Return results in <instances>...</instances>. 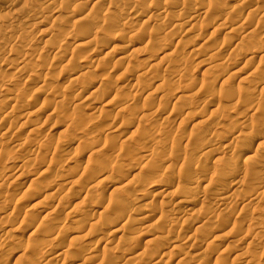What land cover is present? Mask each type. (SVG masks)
<instances>
[{
  "label": "rangeland",
  "instance_id": "rangeland-1",
  "mask_svg": "<svg viewBox=\"0 0 264 264\" xmlns=\"http://www.w3.org/2000/svg\"><path fill=\"white\" fill-rule=\"evenodd\" d=\"M15 1L0 0V264H264V0Z\"/></svg>",
  "mask_w": 264,
  "mask_h": 264
},
{
  "label": "bare ground",
  "instance_id": "bare-ground-1",
  "mask_svg": "<svg viewBox=\"0 0 264 264\" xmlns=\"http://www.w3.org/2000/svg\"><path fill=\"white\" fill-rule=\"evenodd\" d=\"M16 1H17V0H16ZM16 1H15V2H16ZM19 1H20V0H19ZM48 1H49V0H48ZM51 1L53 2L54 0H51ZM51 1H49V2H51ZM55 1H56V0H55ZM63 1H64V2H67V0H66V1L63 0ZM63 1H62L61 3H63ZM74 1H75V0H74ZM44 2H45V0H43V3H42L43 5H41V6H43V7H45V5H47V4L44 5ZM49 2H47V3L49 4ZM56 2H57V1H56ZM56 2H55V3H56ZM84 2H85V0H84ZM243 2H244V1H243ZM256 2H257V0H256ZM12 3H13V2H12ZM55 3H54L53 5L56 6ZM61 3H59V4H61ZM78 3H80V2H78ZM81 3H82V2H81ZM258 3H259V2H258ZM9 4H11V2H10ZM13 4H14V3H13ZM13 4H12V5H13ZM57 4H58V3H57ZM87 4H88V3H87ZM12 5H11V7H12ZM14 5H15V4H14ZM49 5H50V4H49ZM62 5H63V4H62ZM65 5H66V4H65ZM76 5H77V4H76ZM78 5H79V4H78ZM257 5H258V4H257ZM51 6H52V4H51ZM58 6H59V5H58ZM73 6H74V5H73ZM197 6H199V5H197ZM201 6H202V5H201ZM201 6H200V7H201ZM8 7H9V6H7V8H8ZM98 7H99V6H98ZM117 7H119V6H117ZM124 7H125V6H124ZM2 8H3V7H2ZM13 8H14V7H13ZM52 8L55 9L54 7H52ZM52 8H51V9H52ZM56 8H57V7H56ZM68 8H69V7H68ZM233 8H234V7H233ZM252 8H253V7H252ZM255 8H256V7H255ZM255 8H253V10H254ZM11 9H12V8H11ZM41 9L43 10V8H41ZM48 9L50 10V7H49ZM119 9H123V6L120 7ZM197 9H198V8H197ZM5 10H6V9H5ZM124 10H125V9H124ZM8 11H10V10H8ZM38 11H39V10H38ZM43 11H46V8H45V10H43ZM176 11H177V10H176ZM176 11H175V12H176ZM194 11H195V10H194ZM207 11H208V10H206V12H207ZM10 12H11V11H10ZM46 12H47V11H46ZM48 12H49V11H48ZM50 12H51V11H50ZM55 12H56V10H55ZM120 12H121V11H120ZM175 12H174V13H175ZM185 12H186V11H185ZM192 12H193V11H192ZM200 12H201V11H200ZM203 12H205V11H203ZM12 13H13V12H12ZM38 13H40V12H38ZM53 13H54V10H53ZM172 13H173V12H172ZM186 13H187V12H186ZM186 13H185V14H186ZM193 13H194V12H193ZM208 13H209V12H208ZM226 13H227V12H226ZM233 13H234V12H233ZM43 14H44V13H43ZM183 14H184V13H183ZM185 14H184V15H185ZM188 14H189V13H188ZM200 14H201V13H200ZM203 14H205V13H203ZM203 14H202V15H203ZM238 14H239V13H238ZM39 15H40V14H39ZM39 15H38V17H39ZM49 15H50V14H49ZM57 15H58V14H57ZM71 15H72V14H71ZM88 15H90V14H88ZM167 15H168V14H166V16H167ZM196 15H197V14H196ZM228 15H229V16H227V17L224 16V17H225L226 19H227L228 17H230V12L228 13ZM36 16H37V13H36ZM91 16H92V15H90V17H91ZM193 16H194V15H193ZM217 16L221 19L220 15H216L215 18H216L217 20H218ZM26 17H27V16H26ZM40 17H41V15H40ZM86 17H87V16H86ZM88 17H89V16H88ZM88 17H87V18H88ZM90 17H89V19L93 22V19L90 18ZM95 17H96V16H95ZM162 17H164V15H163ZM179 17H180V16H179ZM186 17H187V16H186ZM44 18H45V17H44ZM157 18H158V17H157ZM203 18H204V17H203ZM215 18H214V19H215ZM247 18H248V17H247ZM247 18H246V19H247ZM27 19H28V18H27ZM27 19H26V20H27ZM41 19H42V18H41ZM97 19H98V18H97ZM147 19H148V18H147ZM173 19H174V18H173ZM175 19H176V18H175ZM183 19H184V18H183ZM216 19H215V20H216ZM229 19L231 20V18H229ZM22 20H23V19H22ZM94 20H96V19L94 18ZM168 20H169V18H168ZM168 20H167V22H168ZM177 20H178V19H177ZM177 20H176V21H177ZM179 20H181V18H180ZM191 20H192V19H191ZM210 20H211V19H210ZM217 20H216V22H217ZM24 21H25V20H24ZM39 21H40V20H38V22H39ZM41 21H42V20H41ZM54 21H56V20H54ZM162 21H164V20L162 19ZM176 21H175V22H176ZM218 21H219V20H218ZM220 21H221V20H220ZM222 21H223V20H222ZM222 21H221V23H222ZM115 22H116V21H115ZM184 22H185V21H184ZM198 22H199V21H198ZM201 22H202V21H201ZM228 22H229V21H228ZM246 22H247V21H246ZM258 22H259V21H258ZM39 23H40V22H39ZM141 23H142V22H141ZM162 23H163V22H162ZM162 23H161V25H160V23H159V25L162 26ZM164 23H165V21H164ZM164 23H163V24H164ZM192 23H193V22H191V24H192ZM202 23H203V22H202ZM229 23H230V22H229ZM229 23H228V25H232V24H233V23H231V24H229ZM40 24H41V23H40ZM167 24H169V23H167ZM182 24H183V23H182ZM182 24H181V26L179 25L181 28H183V27H182ZM195 24H196V22H195ZM219 24H220V22H219ZM141 25H142V24H141ZM220 25H221V27H222V24H220ZM6 26H7V25H6ZM100 26H101V25H100ZM168 26H169V25H168ZM185 26H186V25H185ZM215 26H216V25H215ZM217 26H219V25H217ZM223 26H224V25H223ZM226 26H227V25H226ZM247 26H248V25H247ZM18 27H19V26H18ZM97 27H98V26H97ZM172 27H173V25H172ZM192 27H193V26H192ZM207 27H208V26H207ZM228 27H229V26H228ZM232 27H233L232 32H233L234 36H236L235 34H236V33L238 34L237 30H238L240 27H239V28H236L237 26L234 27V25H233ZM232 27H231V28H232ZM241 27H243V26H241ZM16 28H17V27H16ZM167 28H168V27H167ZM173 28H176V26H174ZM173 28H172V30H173ZM177 28H178V25H177ZM177 28H176V29H177ZM187 29H188V28H187ZM224 29H225V28H224ZM235 29H237V30H235ZM244 29H245V28H244ZM9 30H10V29H9ZM160 30H161V29H160ZM177 30L179 31V28H178ZM229 30H230V29H229ZM229 30H228V31H229ZM110 31H111V30H110ZM162 31H163V29H162ZM166 31H167V30H166ZM67 32H68V31H67ZM226 32H227V31H226ZM230 32H231V31H230ZM166 33H167V32H166ZM104 34H105V33H104ZM233 34H232V36H233ZM242 34H243V33H242ZM247 34H248V33H246L245 36H247ZM248 35H249V34H248ZM237 36H238V35H237ZM237 36H236V37H237ZM108 37H109V36H108ZM240 38H241V37H240ZM249 38H251V37H248V39H249ZM229 39H230V38H229ZM231 39H232V38H231ZM246 39H247V38H246ZM107 41H108V40H107ZM226 41H228V40H226ZM242 41H245L244 38H243ZM242 41H241V42H242ZM246 41H247V40H246ZM237 42H238V41H237ZM247 42H248V41H247ZM245 43H246V42H245ZM121 44H122V43H121ZM235 44H236V43H235ZM249 44H250V43H249ZM238 45H239V44H238ZM122 46H123V45H122ZM261 46H262V45H261ZM118 47H119V46H118ZM251 47H252V46H251ZM116 49H117V48H116ZM118 49H121V47H119ZM118 49H117V50H118ZM122 50H123V49H122ZM120 51H121V50H120ZM172 51H173V50H172ZM172 51H170V52L172 53ZM217 51L219 52V50H217ZM250 51H251V50H250ZM173 52H174V51H173ZM222 52H223V51H222ZM167 54H168V53H167ZM172 54H173V53H172ZM220 54H221V53H220ZM24 55H25V54H24ZM216 55H217V53H216ZM20 56H21V55H20ZM108 56H109V55H108ZM170 56H171V54L169 55V57H170ZM213 56H214V55H212V57H213ZM166 57H168V56L166 55ZM169 57H168V58H169ZM154 58H155V57H154ZM164 59H165V58H164ZM214 59H215V58H214ZM227 59H228V58H227ZM162 60H163V59H162ZM215 60H216V59H215ZM22 61H23V60H22ZM117 61H118V63H119V60H118V59H117ZM164 61H165V60H164ZM108 62H109V61H108ZM209 62H210V61H209ZM222 62H223V61H222ZM244 62H245V61H244ZM150 64H151V66H150ZM153 64H154V63H153ZM153 64L151 63V60H147V62L145 63V66L148 65V68H147V67H146V68L149 69V68H151L152 66L155 67V64H154V65H153ZM220 64H221V63H220ZM120 65H121V64H120ZM125 65H126V64H125ZM245 65H246V64H245ZM24 66H25V65H24ZM156 66L158 67L157 64H156ZM211 66H212V65H211ZM213 66H214V65H213ZM213 66H212V67H213ZM215 66H216V65H215ZM240 66H241V65H240ZM27 67H28V66H27ZM139 67H140V66H139ZM166 67H167V66H166ZM203 67L205 68V66H203ZM144 68H145V67H144ZM164 68H165V67H164ZM170 68H171V67H170ZM178 68H179V67H178ZM180 69H181V68H180ZM145 70H146V69H145ZM149 70H150V69H149ZM171 70H173V69H171ZM171 70H170V71H171ZM175 70H176V69H175ZM20 71H21V70H20ZM89 71H90V70H89ZM257 71H258V70H257ZM146 72H148V71L146 70ZM222 72H223V71H222ZM140 73H141V71H140ZM174 73H175V72H174ZM160 74H161V73H160ZM181 75H182V74H181ZM181 75H180V76H181ZM82 76H83V75H82ZM91 76H92V75H91ZM139 76H140V75H139ZM102 79H103V78H102ZM226 80H227V79H226ZM263 81H264V80H263ZM224 82H225V81H224ZM211 83H212V85L214 84L213 82H211ZM71 84H72V83H71ZM160 84H161V83H160ZM163 85H164V84H163ZM163 85H162V86H163ZM165 85H166V84H165ZM240 85H241V84H240ZM243 87H244V86H243ZM155 89H156V88H155ZM181 89H182V88H181ZM220 89H221V88H220ZM261 90H263V89H260V91H261ZM38 91H39V89H38ZM250 91H251V90H250ZM254 91H256V90H254ZM34 92L36 93L37 91H34ZM32 93H33V92H32ZM245 93H247V92L245 91ZM55 94H56V93H55ZM79 94H80V93H79ZM80 95H81V94H80ZM186 95H187V94H186ZM46 96H48V95H46ZM78 96H79V95L77 94V97H78ZM161 98H162V97H161ZM45 99H46V98H45ZM146 99H147V98H146ZM244 99H245V98H244ZM22 100H23V99H21L20 101H22ZM24 100H25V98H24ZM49 100H50V99H49ZM4 101H6V100H4ZM12 101H13V100H12ZM15 101H16V100H14V102H15ZM26 101H27V100H26ZM112 101H113V99H112ZM17 102H18V100H17ZM17 102H16V104L19 103V102H18V103H17ZM45 102H46V101H45ZM69 102H70V101H69ZM80 103H81V102H80ZM248 103H249V102H248ZM22 104H25V102L22 103ZM24 106H25V105H24ZM69 106H70V105H69ZM237 106H238V105H237ZM247 106H248V105H247ZM249 106H250V105H249ZM25 107H26V106H25ZM225 107H226V106H225ZM245 107H246V106H245ZM77 108H78V107H77ZM123 108H124V107H123ZM258 108H259V107H258ZM249 109H250V108H249ZM118 110H119V108H118ZM118 110H117L116 112H118ZM11 111H12V110H11ZM81 111H82V110H81ZM120 111H121V108H120ZM123 111H124V109H123ZM216 112H217V111H216ZM120 113H122V112H120ZM136 113H137V112H136ZM169 113H170V112H169ZM191 113H192V112H191ZM50 114H51V113H50ZM74 114H75V113H74ZM116 114H117V113H116ZM116 114H115V115H116ZM118 114H119V112H118ZM187 114H188V113H187ZM129 115L131 116L132 114L129 113ZM5 116H7V115L5 114ZM117 116H118V115H117ZM120 116H121V115H120ZM145 116H146V115H145ZM48 117H49V116H48ZM222 117H223V116H222ZM212 118H213V117H212ZM48 119H49V118H48ZM206 119H207V118H206ZM210 119H211V118H210ZM234 120H235V119H234ZM142 121H143V120H142ZM216 121H217V120H216ZM239 122H240V121H239ZM107 123H108V122H107ZM209 123H210V122H209ZM214 123H215V121H214ZM121 124H122V123H121ZM123 124H124V123H123ZM123 124H122V125H123ZM69 125H70V124H69ZM124 125H125V124H124ZM162 125H163V124H162ZM214 125H215V124H214ZM235 125H236V124H235ZM212 126H213V125H212ZM82 127H83V126H82ZM36 128H37V127H36ZM36 128H35V129H36ZM95 128H96V127H95ZM153 128H154V127H153ZM32 129H33V131H35L34 128H32ZM32 129H31V130H32ZM116 129H117V128H116ZM123 130H124V128H123ZM153 130H154V129H153ZM33 131H30V134H33V133H34ZM115 131H116V130H115ZM117 131H118V130H117ZM120 131H122V130H120ZM28 132H29V131H28ZM123 132H124V131H123ZM123 132H122V133H123ZM229 132H230V131H229ZM36 133H37V132H36ZM238 133H239V132H238ZM91 135H92V134H91ZM175 135H176V134H175ZM238 135H239V134H238ZM115 136H116V135H115ZM118 136H120L119 133H118ZM222 137H223V136H221L220 138H222ZM254 137H255V136H254ZM59 138H60V137H59ZM72 138H73V136H72ZM92 138H93V137H92ZM107 138H108V137H107ZM113 138H114V137H113ZM66 139H67V138H66ZM111 139H112V138H111ZM252 139H253V138H252ZM258 139H259V138H257V140H258ZM260 139H262V138H260ZM113 140H114V139H113ZM113 140H112V141H113ZM254 140H255V138H254ZM28 141H29V140H28ZM92 141H93V140H92ZM152 142H153V141H152ZM208 144H209V143H208ZM210 144H211V143H210ZM143 145H144V144H143ZM154 145H155V144H154ZM260 145H261V144H260ZM140 147H141V146H140ZM260 147H261V146H260ZM63 148H64V147H63ZM67 148H68V147H66L64 150L61 149L62 152H61L60 154H61L62 156H65V154L69 153V152H67ZM104 148H105V147H104ZM175 148H176V147H175ZM217 148H219V146H218ZM242 148H243V147H242ZM249 149H250V143H246V144H245V151L247 152ZM20 150H21V148H20V149L18 148L17 151H20ZM32 150H33V149H32ZM104 150H105V149H104ZM82 151H83V150H82ZM128 152H129V151H128ZM144 152H145V155H149V154L151 153V152L148 150L147 152H150V153H149V154H146V150H145V151H142L141 148H140V150H138V149L136 150L137 155L139 154V155H138L139 158L141 157L140 155L143 154ZM132 153H133V152H132ZM16 154H17V153H16ZM19 154H20V153H19ZM28 154H29V153H28ZM118 154H119V153H118ZM205 154H206V153H205ZM61 155H60V157H61ZM133 155H135V154H133ZM138 156H136V157L138 158ZM142 156H144V154H143ZM149 156H150V155H149ZM44 157H45V156H44ZM60 157H58V158H60ZM133 157H134V156H133ZM102 158H103V157H102ZM134 158H135V157H134ZM137 158H135L136 161L139 160V158H138V160H137ZM145 158H146V157H145ZM248 158H249V157H248ZM13 159H14V158H13ZM13 159H11V160H13ZM15 159H16V157H15ZM18 159H20V157H18ZM52 159H53V158H52ZM55 159H56V158H55ZM141 159H142V157L140 158V160H141ZM59 160H60V159H59ZM140 160H139V161H140ZM53 161H54V160H53ZM56 161H58V160H56ZM165 161H166V160H165ZM34 162H35V161H34ZM133 162H134V161H133ZM235 163H236V162H235ZM173 164H174V163H173ZM63 165H64V164H63ZM136 165H137V164H136ZM136 165H135V166H136ZM253 165H254V164H253ZM61 167H62V166H61ZM151 168H153V167H151ZM156 168H157V167H156ZM102 170H103V169H102ZM107 170H108V169H107ZM165 170H166V169H165ZM155 171H156V170H155ZM82 172H83V171H82ZM102 172H103V171H102ZM163 172H164V171H163ZM100 173H101L100 171H95V172L92 173V175H93V177H96V176H99ZM173 173H174V172H173ZM89 175H90V174H89ZM99 177H100V176H99ZM228 177H229V176H228ZM230 177H232V176H230ZM64 178H65V177H64ZM106 178H107V177H106ZM106 178H105V179L102 178V179L106 180ZM226 178H227V176H226ZM227 179H228V178H227ZM225 180H226V179H225ZM71 181H72V180H71ZM71 181L69 180V182H71ZM102 181H103V180H102ZM104 182H105V181H103V183H104ZM106 182H107V181H106ZM61 184H62V183H61ZM68 184H69V183H68ZM68 184L65 183V185H68ZM71 184H72V182H71ZM134 184H135V183H134ZM117 185H118V183H117ZM120 185H122V183H121ZM165 185L167 186V184H165ZM165 185H162V186L164 187ZM229 185H230V184H229ZM123 186H124V185H122L121 187H123ZM114 187H115V186H114ZM121 187L118 186V189H121ZM70 188H71V187H70ZM116 188H117V187H116ZM166 188H167V187H166ZM227 188H228V187H227ZM58 189L60 190V188H58ZM210 189H211V188H210ZM225 189H226V188H225ZM160 190H161V189H160ZM160 190H158V192H160ZM162 190H163V189H162ZM205 190H206V189H205ZM114 191H115V188H111L110 192H113V193H114ZM121 191H122V190H121ZM137 191H138V190H137ZM208 191H209V190H208ZM122 192H123V191H122ZM162 192H163V191H162ZM95 193H96V192H95ZM165 193H166V192H165ZM129 194H130V193H129ZM162 194H163V193H162ZM175 194H176V193H175ZM109 195H110V194H109ZM177 195H178V194H177ZM181 196H182V195H181ZM66 197H67V196H66ZM88 197H89V196H88ZM90 197H92V196H90ZM254 197H255V196H254ZM93 198H94V196H93ZM137 198H138V197H137ZM95 199H96V198H95ZM111 199H112V198H111ZM195 199H197V198H195ZM217 199H218V198H217ZM250 199H251V198H250ZM16 200H17V199H16ZM87 200H88V198H87ZM90 200L92 201L93 199H90ZM192 200H194V198H193V199H192V198L190 199V201H192ZM221 200H222V199H221ZM251 200H252V199H251ZM254 200H255V199H254ZM195 201H196V200H195ZM195 201H194V202H195ZM247 201H249V200H247ZM1 202H2V201H1ZM92 202H94V201H92ZM133 202H134V200H133ZM145 202H146V201H145ZM177 202H178V201H177ZM186 202H188V201H186ZM135 203H136V200H135ZM141 203H143V202H141ZM141 203H140V205H141ZM146 203H147V202H146ZM192 203H193V202H192ZM209 203H210V201H207V200H200V201H199V205H200L199 207L205 209V207H208V206H209ZM79 204H80V202H79ZM87 204H88V203H87ZM87 204H86V206H87ZM144 204H145V203H144ZM189 204H190V202H189ZM195 204H196V203H195ZM219 204H220V203H219ZM140 205H139V206H140ZM142 205H143V204H142ZM145 205H146V204H145ZM191 205H192V204H191ZM193 205H194V204H193ZM214 205H215V204H214ZM216 205H217V204H216ZM246 205H247V204H246ZM42 206H44V205H42ZM88 206H89V205H88ZM211 206H212V204H211ZM140 207H141V206H140ZM144 207H145V206H144ZM28 209H29V208H28ZM28 209H27V210H28ZM145 209H146V208H145ZM183 212H184V211H183ZM83 213H84V212H83ZM82 216H83V215H82ZM84 217H85V218H84ZM84 217H82V218H84V220H85V219L87 218V212L84 213ZM144 218H145V217L143 216V219H144ZM151 218H152V217H150V219H151ZM144 220H145V219H144ZM144 220H143V222H144ZM76 221H77V220H76ZM112 221H113V220H112ZM128 221H129V220H128ZM128 221H127V222H128ZM137 221H138V220H137ZM137 221H136V222H137ZM139 221L142 222V220H139ZM78 222H79V221H78ZM140 222H139V223H140ZM96 223H97V222H96ZM94 224H95V223H94ZM98 224H99V223H98ZM140 224H141V223H140ZM21 225H22V224H21ZM92 225H93V223L91 224V226H92ZM107 225H109V224H107ZM141 225H142V224H141ZM93 226H94L95 228L97 227V226H95V225H93ZM109 226H111V225H109ZM142 226H143V225H142ZM142 226H141V227H142ZM45 227H46V226H45ZM102 228H103V227H102ZM104 228H105V227H104ZM106 229H107V228H106ZM109 229H110V228H109ZM118 229H119V228H118ZM111 231H113V230H111ZM211 231H212V230H211ZM262 231H263V230H262ZM114 232L116 233V231H114ZM114 232H113V234H114ZM260 232H261V231H260ZM7 233H8V232H7ZM90 233H91V232H90ZM111 233H112V232H110V234H111ZM56 234H57V233H56ZM47 235H48V234H47ZM57 235H58V234H57ZM4 236H5V235H4ZM48 236H49V235H48ZM259 236H260V233H259ZM54 237H55V236H54ZM74 237H75V236H74ZM119 238H120V237H119ZM48 239H49V238H48ZM51 239H52V237H51ZM51 239H50V240H51ZM217 240H218V239H217ZM131 249H132V248H131ZM129 250H130V249H129ZM156 251H157V250H156ZM9 252H10V251H9ZM124 252H125V251H124ZM157 252H158V251H157ZM88 253H89V252H88ZM127 253H128V252H127ZM129 253H133V250H132L131 252L129 251ZM138 253H139V252H138ZM138 253L135 254V252H134V254H135L137 257L140 256V255H138ZM144 253H145V252H144ZM57 254H58V253H57ZM134 254H133V255H134ZM140 254H141V253H140ZM152 254H153V253H152ZM197 254H198V253H197ZM133 255H132V256H133ZM55 256H56V255H55ZM84 256H85V255H84ZM88 256H89V255H88ZM126 256H127V255H126ZM130 256H131V254H130ZM132 256H131V257H132ZM193 256H194V255H193ZM90 257H92V258L95 259V255L92 254V253L90 254ZM90 257H89V258H90ZM152 257H153V256H152ZM156 257H157V256H156ZM53 258H54V257H53ZM87 258H88V257H87ZM133 258H134V257H133ZM139 258H140V257H139ZM139 258H138V259H139ZM158 258H159V257H158ZM160 258H161V257H160ZM74 259H75L76 262L79 261V257H78V256H73V261H74ZM131 259H132V258H131ZM131 259H130V260H131ZM134 259H135V258H134ZM134 259H133V260H134ZM136 259H137V258H136ZM136 259H135V260H136ZM7 260H8L7 258H4V260H2V263H1V264H6ZM83 260H84L85 262H88L89 259L83 258ZM90 260H92V259H90ZM125 260H126V259H124V261H125ZM127 260H128V259H127ZM201 260H202V259H201ZM70 261H72V260H70ZM75 261H74V262H75ZM81 261H82V259H81ZM81 261H80V262H81ZM46 262H47V261H45V263H46ZM113 262H114V261H113ZM129 262H130V261H129ZM45 263H43V264H45ZM72 263H73V262H72ZM154 263H155V262H154ZM46 264H48V262H47ZM76 264H80V263H76ZM82 264H83V263H82ZM85 264H86V263H85ZM115 264H116V263H115Z\"/></svg>",
  "mask_w": 264,
  "mask_h": 264
}]
</instances>
